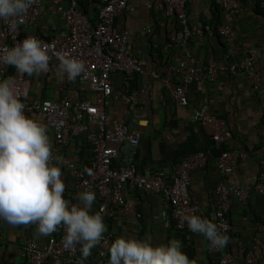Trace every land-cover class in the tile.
Instances as JSON below:
<instances>
[{"label":"crops","instance_id":"0c3cea01","mask_svg":"<svg viewBox=\"0 0 264 264\" xmlns=\"http://www.w3.org/2000/svg\"><path fill=\"white\" fill-rule=\"evenodd\" d=\"M163 0H128V8L115 18L118 30L139 31L149 27L145 36L136 35L130 39L132 53L142 63L143 74L122 75L114 73L110 80L112 98L105 105V112L112 121L126 124L137 131L138 143L133 153L123 154L115 163L136 166L144 175L162 173L171 179L176 166L186 157L198 155L203 164L190 173L189 199L202 213L210 217L219 208L216 188L219 184L241 185L251 189L245 203L231 204L228 220L231 225L229 252L233 258L246 263V255L252 254L251 264H264V196L252 189L260 172L264 173V0H242V10L226 12L218 9L213 0H188L186 12L191 24H214L220 20L234 31L232 46L229 47L219 37H193L185 48L170 40L179 29L175 18L165 16L160 5ZM64 4V2H62ZM80 9L92 22L96 21L95 0H81ZM51 0H44L43 11L31 25L29 33L55 27L65 31L61 16L54 10ZM247 54H254V69L262 77L261 87L255 88L245 75L223 74L217 80L200 73L198 79L185 88L188 103L181 106L172 95L173 88L163 83L165 69L174 85L178 79L173 69L180 66L234 63ZM157 71L161 77L149 79V73ZM70 93H77L79 99H93V95L83 83L68 85L57 72L48 78L32 76L29 97L32 100L59 102ZM206 106L207 111L225 121L230 136L217 148L209 135L198 125L196 111ZM28 118L45 125L43 118L29 113ZM46 126V125H45ZM52 148L55 145L53 131L46 126ZM123 144V143H122ZM243 148H246L245 151ZM242 150L245 158L238 156L230 161V173L223 176L217 169V159L225 151ZM63 161L74 163L79 170L88 168L92 159L91 145L83 136L57 153ZM127 159V160H126ZM62 179L66 185L64 198L79 204L77 179L63 163ZM123 195L132 201L139 214L124 215L117 205L107 204L106 210L114 212L112 217L101 213L102 201L96 196L90 214L100 212L110 235V245L117 238L148 240L151 246L167 245L172 239L181 242V251L196 264H219L227 246L220 252L210 251L209 241L202 235H190L174 228L170 219V208L163 195L149 191L124 187ZM231 237H234L233 240ZM49 236L38 234L37 225L12 226L0 219V264H27L25 244L34 240L43 244ZM150 238V240H149ZM79 245V255L82 257ZM99 245L91 250L86 259H96ZM110 255H108L109 264ZM46 264H62L59 260H48Z\"/></svg>","mask_w":264,"mask_h":264},{"label":"built area","instance_id":"2783aa9c","mask_svg":"<svg viewBox=\"0 0 264 264\" xmlns=\"http://www.w3.org/2000/svg\"><path fill=\"white\" fill-rule=\"evenodd\" d=\"M43 2L44 0H37V3L28 10L23 23H19L15 28L8 22L0 20V52L32 36L51 45L52 51L69 53L70 58H75L84 64L85 73L73 81H69L65 76L66 83L68 85L83 83L93 95V99H79L77 93H70L58 103L45 99L32 100L29 97L32 76L17 73L14 67L3 63H0V81L13 78L16 89L21 94L20 100L25 104V115L28 116L29 113L40 115L45 125L53 131L54 157L60 150L68 148L79 136H83L90 143L92 159L88 169L92 170L91 175L79 170L74 163L63 161L64 166L75 175L80 190L92 191L97 195L103 202L101 213L107 218L114 215V212L106 210L107 204L117 205L124 215H135L139 218L135 204L123 195L125 186L160 194L168 202L170 219L176 230L197 235L198 233L189 230L183 220L184 215H196L216 224L219 230L229 237L231 225L228 213L231 204L234 201L245 203L251 195V189L241 185L219 184L216 188L219 208L210 217L205 216L196 204L190 202L188 192L190 173L203 164L202 157L193 155L183 159L168 181L162 173L144 175L132 163L115 164L119 160L122 143L128 141L130 145L136 146L139 133L132 131L124 123L112 121L106 114L105 105L112 98L113 93L110 77L114 73L128 76L144 73L142 63L132 53L129 42L136 35L149 34L151 29L145 27L136 32L116 28L115 18L127 10L128 0H95V22L90 21L80 9L81 0H51L54 10L61 16L65 31L51 27L48 30L45 28L36 33H29L28 28L37 21L43 11ZM187 2L188 0H163L160 5L165 16L175 18L179 25V29L171 34L170 40L177 46L185 48L193 37L217 35L231 47L235 35L231 26L225 23H220L216 27L205 26L200 22L191 24L186 12ZM213 2L226 12L242 10V0H213ZM254 58V54H247L234 63L202 66L188 64L176 67L173 69V75L178 79L177 85L172 83L169 73L163 69L165 76L162 80L166 88H173L172 95L178 104L185 106L188 103L185 88L196 81L200 73H205L212 80H217L223 74L231 76L243 74L252 81L255 88L261 87L262 77L254 69ZM58 64L57 58L52 56L49 71L39 76L42 78L52 76L57 72ZM160 77L157 71L149 73L150 80ZM194 118L217 148L230 136L227 123L210 114L206 106L198 109ZM236 156L245 158L246 153L242 150H234L220 154L217 159V169L221 175L226 176L230 173V161ZM55 166L58 167V164ZM252 190L257 195L264 196L263 172L259 173ZM64 235L65 231L61 227L49 235L48 240L41 245L34 240H28L24 247L27 264H46L48 260H59L62 264H79L82 260L78 252L79 244L72 250H66L62 243ZM233 238L231 237L232 240ZM110 242V235H103L96 259L94 261L84 259L83 264H108ZM209 248L214 253L221 250L211 246ZM245 260L247 264H251L253 255H246ZM219 264L242 263L233 258L227 246Z\"/></svg>","mask_w":264,"mask_h":264},{"label":"clouds","instance_id":"9594fccd","mask_svg":"<svg viewBox=\"0 0 264 264\" xmlns=\"http://www.w3.org/2000/svg\"><path fill=\"white\" fill-rule=\"evenodd\" d=\"M36 3L37 0H0V20L15 28ZM52 56L59 61V79L66 76L73 81L85 73L81 61L70 58L67 52L52 51L51 45L32 36L0 52V63L14 67L17 73L39 76L49 71ZM20 95L13 78L0 81V219L12 226L35 224L41 236L63 227V247L72 250L79 244V264H83L107 231L100 212L90 214L95 193H79V204L64 198L63 173L55 166L63 163V158L54 157L46 126L25 115ZM84 171L92 174L91 169ZM183 220L211 247L222 249L229 243V237L209 220L196 215H184ZM108 252L109 264H196L181 251V242L176 239L153 247L148 240L121 237L111 243Z\"/></svg>","mask_w":264,"mask_h":264},{"label":"water","instance_id":"95a60500","mask_svg":"<svg viewBox=\"0 0 264 264\" xmlns=\"http://www.w3.org/2000/svg\"><path fill=\"white\" fill-rule=\"evenodd\" d=\"M135 150V146H132L129 144L128 141H125L123 144H122V147H121V152L123 154H128V153H133ZM127 160V159H126Z\"/></svg>","mask_w":264,"mask_h":264},{"label":"trees","instance_id":"16d2710c","mask_svg":"<svg viewBox=\"0 0 264 264\" xmlns=\"http://www.w3.org/2000/svg\"><path fill=\"white\" fill-rule=\"evenodd\" d=\"M217 7V6H216ZM218 8V7H217ZM219 9V8H218ZM261 13H264V9L263 10H261ZM214 22V24H211V25H213L214 27H216V25H218V24H220V20H215V21H213ZM214 37H218L217 35H214ZM245 151H247V149L246 148H243ZM137 209V208H136Z\"/></svg>","mask_w":264,"mask_h":264}]
</instances>
